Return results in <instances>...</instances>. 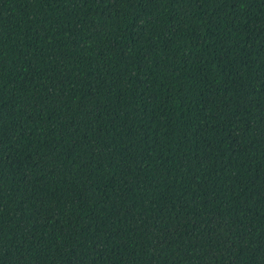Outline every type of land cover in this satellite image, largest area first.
Listing matches in <instances>:
<instances>
[{"label": "trees", "instance_id": "16d2710c", "mask_svg": "<svg viewBox=\"0 0 264 264\" xmlns=\"http://www.w3.org/2000/svg\"><path fill=\"white\" fill-rule=\"evenodd\" d=\"M0 264H264V0H0Z\"/></svg>", "mask_w": 264, "mask_h": 264}]
</instances>
